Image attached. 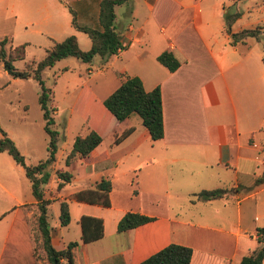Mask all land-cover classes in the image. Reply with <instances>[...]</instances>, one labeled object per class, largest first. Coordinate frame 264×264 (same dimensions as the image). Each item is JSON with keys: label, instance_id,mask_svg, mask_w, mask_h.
<instances>
[{"label": "crops", "instance_id": "0c3cea01", "mask_svg": "<svg viewBox=\"0 0 264 264\" xmlns=\"http://www.w3.org/2000/svg\"><path fill=\"white\" fill-rule=\"evenodd\" d=\"M228 1L128 0L122 18L115 14V28L125 48L118 52V67L111 55L101 58V70L104 63L113 67L116 86L129 75L139 77L145 90L160 88L164 134L153 141L141 120L131 115L111 120L108 147L102 148L101 140L87 156L65 165L69 172L79 166L90 184L60 197V191L77 180L71 173V181L58 192L44 191L45 198L53 201L69 200L68 224H60L58 212L55 223H50V237L56 249L78 242L74 264H138L171 243L192 249L190 264H239L257 246V228L264 225L252 214L259 210L261 198L264 201V184L248 187L264 170V57L263 50L253 54L251 39L261 42L254 38L230 43L224 29ZM74 2L78 24L100 29V0ZM37 10L44 19L51 16L46 2L38 1ZM238 19L231 32L239 31L232 28ZM46 21L29 22L37 24L30 32L54 37L61 22L57 18L51 26L42 25ZM165 50L180 61L174 71L157 61ZM130 128L129 135L114 143L116 135ZM92 130L101 136L96 127ZM6 162L16 173L14 164ZM20 170L24 171L21 166ZM102 178L111 184L108 206L72 197ZM0 188L17 203L4 227L1 250L18 218V246L26 248L27 264H48L33 251L35 198L23 202L1 182ZM215 188L226 192L207 201L193 197ZM127 212H138L150 221L118 232L117 223ZM85 215L102 220V237L81 241L79 220ZM22 216L25 223L19 221Z\"/></svg>", "mask_w": 264, "mask_h": 264}, {"label": "rangeland", "instance_id": "374dc122", "mask_svg": "<svg viewBox=\"0 0 264 264\" xmlns=\"http://www.w3.org/2000/svg\"><path fill=\"white\" fill-rule=\"evenodd\" d=\"M38 1L46 2L48 5L49 13H51L49 18L44 19L43 13L40 15L38 10L36 12ZM38 1L0 0V39L7 37L6 50L19 44H25V58L13 62L15 68L19 70H23L25 64L30 60L38 61L44 58L46 50L55 41H61L70 35L76 37L81 50L86 51L91 47L88 35L70 25L73 16L76 15L74 0ZM227 6L229 9L226 15L240 13V18L232 27L236 31L261 27L263 35L261 42L255 43L251 39V42L254 43L253 54H259L261 50H264V0H231L228 1ZM124 9L125 3L117 5L116 16L122 18L120 13ZM57 18L62 27L53 32L54 37L50 38L44 34L30 32V29L37 27V24L31 26L29 22L47 20L42 25L51 26ZM120 56L119 53L112 55L111 59L116 60L115 67L121 64ZM101 58L103 57L95 55L90 62H83L77 57L68 56L56 61L51 67H45L40 72L44 86L50 92L47 105L53 119L51 128L57 134L56 161L49 168L50 177L44 187L46 194L54 192L56 189L55 171L59 168L67 169L65 156L71 150L77 135H85L90 129L96 127L101 133L102 148L111 144L113 132L111 120L114 121L115 117L106 109L103 99L117 87L118 79L113 72V67H109L108 64L104 63L103 70H101L99 64ZM39 94L40 87L36 79L33 77L13 78L5 72L2 65L0 66V137L2 130L13 140L25 161L30 164H36L48 155V134L44 129L45 120L38 102ZM52 109L56 112H53ZM130 117L140 121L136 113L131 114ZM3 156L13 163L7 153L0 156V182L23 202L34 200L30 182L24 171H21L20 166L15 163H13L15 166L13 168L16 173L9 170L6 159H2ZM78 168L79 166H75L71 170L77 180L67 184L60 191V197L67 195L70 190L90 184L89 180L82 177ZM16 183L17 187L14 186ZM16 204V201L0 188V264H27L26 248L24 245L18 246V235H16L18 225H20L18 218L8 241L4 243V249L1 250L5 234L4 227L12 216ZM262 206L264 208V201L261 198L259 210L252 214L259 218V222L257 221L259 225H264ZM48 208L50 223L54 224L59 212V201L51 202ZM19 221L25 223L26 219L22 216ZM70 234L72 235L71 230ZM36 255L46 260L42 251L36 250Z\"/></svg>", "mask_w": 264, "mask_h": 264}, {"label": "trees", "instance_id": "16d2710c", "mask_svg": "<svg viewBox=\"0 0 264 264\" xmlns=\"http://www.w3.org/2000/svg\"><path fill=\"white\" fill-rule=\"evenodd\" d=\"M127 1L100 0L98 14L100 29L79 25L76 22L75 16H73V26L77 30L86 33L91 40V47L88 50H81L76 37L70 35L61 41H55L46 50L44 58L38 61H28L23 70L15 68L13 62L25 58V44H19L6 50L5 43L7 37L0 39V62L3 69L13 78L26 79L33 77L38 81L40 87L38 102L45 120L44 129L48 134L47 157L36 164L27 163L24 156L16 148L13 140L2 130L0 152L8 153L23 168L26 178L30 181L31 191L37 206L33 233L34 256L39 258L40 256L36 255V250L42 251L45 254L48 264H74V250L78 246V242L70 241L61 249H56L51 243L48 206L53 199L45 198L44 187L50 177L49 168L56 161L57 134L51 128L53 119L50 116L51 110L47 105L50 92L44 86L40 72L45 67H51L56 61L68 56L77 57L83 62H90L95 55L105 58L117 54L118 49L123 50L125 47L121 43L120 35L116 31L114 24V9L115 6L126 3ZM239 17L240 13L238 12L224 15V29L230 36V43L236 44L247 38H254L261 41L263 35L260 26L254 29L244 28L237 32H231L230 28L232 23ZM157 61L169 71H174L180 66V61L171 50L161 52L157 56ZM103 104L118 121H122L131 114L136 113L141 120V124L148 130L150 138L153 141L163 137L162 102L160 88L158 86L151 90H145L139 77L125 75L122 77L120 84L104 98ZM52 111L54 110L52 109ZM132 130L130 128L116 135L114 143L122 141ZM101 140L102 137L94 130H90L85 135H77L73 141L71 150L65 156V165L69 166L76 159L87 156L100 144ZM55 173L58 178L55 192H58L65 184L71 181L72 174L64 169H57ZM260 184H264V170L255 178L253 184L248 189ZM110 189V181L102 178L93 187L79 190L72 197L77 201L101 203L104 206H108V193ZM225 192L226 190L223 188L202 190L193 194V197L195 200L207 201L220 198ZM58 218L62 226L67 225L70 220L68 201L66 199L60 200L59 202ZM148 221H150V217L148 216L138 212H127L118 221L117 231H126ZM79 223L81 227L80 239L82 242H91L102 237L103 224L100 218L85 215L80 218ZM257 235V246L248 254L244 255L239 264H262V260L264 259V226L257 228ZM191 255L192 249L190 247L171 243L138 264H190Z\"/></svg>", "mask_w": 264, "mask_h": 264}, {"label": "built area", "instance_id": "2783aa9c", "mask_svg": "<svg viewBox=\"0 0 264 264\" xmlns=\"http://www.w3.org/2000/svg\"><path fill=\"white\" fill-rule=\"evenodd\" d=\"M120 51V49H118V52Z\"/></svg>", "mask_w": 264, "mask_h": 264}]
</instances>
